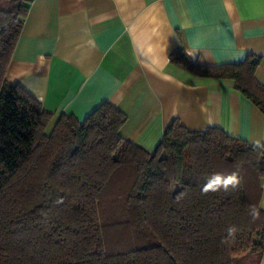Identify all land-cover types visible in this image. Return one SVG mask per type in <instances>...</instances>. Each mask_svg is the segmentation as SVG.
Listing matches in <instances>:
<instances>
[{"label": "trees", "instance_id": "trees-1", "mask_svg": "<svg viewBox=\"0 0 264 264\" xmlns=\"http://www.w3.org/2000/svg\"><path fill=\"white\" fill-rule=\"evenodd\" d=\"M29 1L0 0V264H258L264 148L173 118L147 151L120 135L126 115L107 102L82 122L46 110L5 78ZM169 60L230 80L264 114L259 55L202 65L180 49ZM234 171L236 189L201 192L208 175Z\"/></svg>", "mask_w": 264, "mask_h": 264}, {"label": "crops", "instance_id": "crops-1", "mask_svg": "<svg viewBox=\"0 0 264 264\" xmlns=\"http://www.w3.org/2000/svg\"><path fill=\"white\" fill-rule=\"evenodd\" d=\"M180 49L202 65L259 55L264 84V0H30L5 78L80 122L103 102L117 107L126 115L120 135L147 151L173 118L264 141L259 108L230 80L172 65Z\"/></svg>", "mask_w": 264, "mask_h": 264}, {"label": "clouds", "instance_id": "clouds-1", "mask_svg": "<svg viewBox=\"0 0 264 264\" xmlns=\"http://www.w3.org/2000/svg\"><path fill=\"white\" fill-rule=\"evenodd\" d=\"M255 148H264V141L257 140L253 145ZM240 177L238 172L224 175L222 173H212L205 178V183L201 188V192L206 194L210 191L216 192L223 190L228 192L230 189L234 190L240 185ZM56 203H63V198H60ZM249 215L253 222L261 218V211L256 205H249ZM239 229L235 225H231L226 230V235L222 238V243H228L230 240L235 239L236 233Z\"/></svg>", "mask_w": 264, "mask_h": 264}, {"label": "rangeland", "instance_id": "rangeland-1", "mask_svg": "<svg viewBox=\"0 0 264 264\" xmlns=\"http://www.w3.org/2000/svg\"><path fill=\"white\" fill-rule=\"evenodd\" d=\"M251 264H254V262H252Z\"/></svg>", "mask_w": 264, "mask_h": 264}]
</instances>
